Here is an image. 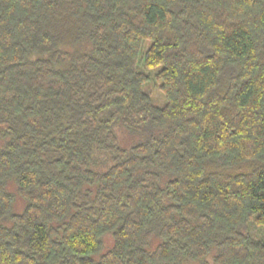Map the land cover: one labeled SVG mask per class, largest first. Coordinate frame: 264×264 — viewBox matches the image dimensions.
I'll list each match as a JSON object with an SVG mask.
<instances>
[{
    "label": "trees",
    "instance_id": "obj_1",
    "mask_svg": "<svg viewBox=\"0 0 264 264\" xmlns=\"http://www.w3.org/2000/svg\"><path fill=\"white\" fill-rule=\"evenodd\" d=\"M0 264H264V0H0Z\"/></svg>",
    "mask_w": 264,
    "mask_h": 264
},
{
    "label": "rangeland",
    "instance_id": "obj_2",
    "mask_svg": "<svg viewBox=\"0 0 264 264\" xmlns=\"http://www.w3.org/2000/svg\"><path fill=\"white\" fill-rule=\"evenodd\" d=\"M147 45H149V42L147 43ZM146 88L150 92L152 99H153V102L156 105H159V106L165 105L166 98H165V96H164L162 90L160 89L159 84L156 80L151 81L149 84H147ZM24 205H25L24 200L22 198L18 197L17 201H16V208L15 209L17 211H21L24 208ZM105 243H106V247H111V245H112L111 237H106Z\"/></svg>",
    "mask_w": 264,
    "mask_h": 264
}]
</instances>
